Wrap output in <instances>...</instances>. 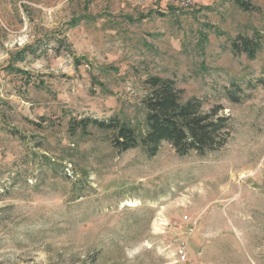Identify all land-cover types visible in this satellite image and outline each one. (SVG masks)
<instances>
[{
  "label": "rangeland",
  "instance_id": "374dc122",
  "mask_svg": "<svg viewBox=\"0 0 264 264\" xmlns=\"http://www.w3.org/2000/svg\"><path fill=\"white\" fill-rule=\"evenodd\" d=\"M239 2L0 0V264H264V38L231 51L264 35V0ZM155 75L221 107L219 151L149 157L70 130L139 126Z\"/></svg>",
  "mask_w": 264,
  "mask_h": 264
},
{
  "label": "trees",
  "instance_id": "16d2710c",
  "mask_svg": "<svg viewBox=\"0 0 264 264\" xmlns=\"http://www.w3.org/2000/svg\"><path fill=\"white\" fill-rule=\"evenodd\" d=\"M243 9H249L244 2L234 0ZM263 34L253 37L236 36L231 41V51L254 57L261 47ZM264 86V80H260ZM145 96L141 99L143 120L133 126L117 117L107 121L82 118L69 122L72 132L85 131L89 126L112 134L114 147L121 152L141 148L154 156L162 143H167L179 156L194 154L205 157L219 151L229 138V118L218 111L220 106L202 112V101L198 98L182 99L181 90L171 78L149 76L144 81ZM228 98L236 102L235 94Z\"/></svg>",
  "mask_w": 264,
  "mask_h": 264
},
{
  "label": "built area",
  "instance_id": "2783aa9c",
  "mask_svg": "<svg viewBox=\"0 0 264 264\" xmlns=\"http://www.w3.org/2000/svg\"><path fill=\"white\" fill-rule=\"evenodd\" d=\"M170 2L176 6L188 8L194 4L195 0H170Z\"/></svg>",
  "mask_w": 264,
  "mask_h": 264
}]
</instances>
